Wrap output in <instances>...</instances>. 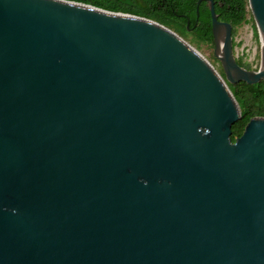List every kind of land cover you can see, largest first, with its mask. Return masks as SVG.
I'll return each mask as SVG.
<instances>
[{"label": "water", "instance_id": "1", "mask_svg": "<svg viewBox=\"0 0 264 264\" xmlns=\"http://www.w3.org/2000/svg\"><path fill=\"white\" fill-rule=\"evenodd\" d=\"M210 16L223 76L166 26L72 0H0V264H264V81Z\"/></svg>", "mask_w": 264, "mask_h": 264}, {"label": "trees", "instance_id": "2", "mask_svg": "<svg viewBox=\"0 0 264 264\" xmlns=\"http://www.w3.org/2000/svg\"><path fill=\"white\" fill-rule=\"evenodd\" d=\"M105 10L142 16L170 27L179 36L190 34L196 43L212 44L209 11L205 1L196 0H72ZM217 20L228 22L231 30L245 20L247 0H213ZM232 33V31H231ZM233 46V45H232ZM215 59V58H214ZM236 63L243 65L236 60ZM245 68H247L245 66ZM219 74L223 76L221 67ZM236 100L240 117L230 126V140L239 136L245 123L253 116L264 117V81L253 84L238 81L227 83Z\"/></svg>", "mask_w": 264, "mask_h": 264}, {"label": "rangeland", "instance_id": "3", "mask_svg": "<svg viewBox=\"0 0 264 264\" xmlns=\"http://www.w3.org/2000/svg\"><path fill=\"white\" fill-rule=\"evenodd\" d=\"M167 28L172 30L170 27ZM231 31V44L233 45L232 53L235 60L243 64L240 66L244 68L246 66V69L256 70L259 65V42L256 35L254 21L248 7L245 14V20L234 27ZM180 37L195 48L219 73L220 64L213 56V45L201 42L196 43L190 34H185Z\"/></svg>", "mask_w": 264, "mask_h": 264}]
</instances>
